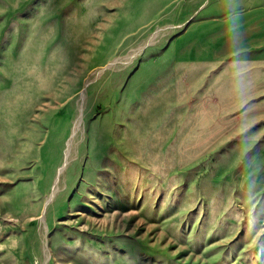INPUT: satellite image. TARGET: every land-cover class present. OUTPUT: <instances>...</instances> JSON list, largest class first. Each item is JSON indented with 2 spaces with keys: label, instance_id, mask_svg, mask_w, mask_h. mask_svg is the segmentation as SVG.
<instances>
[{
  "label": "rangeland",
  "instance_id": "374dc122",
  "mask_svg": "<svg viewBox=\"0 0 264 264\" xmlns=\"http://www.w3.org/2000/svg\"><path fill=\"white\" fill-rule=\"evenodd\" d=\"M0 264H264V0H0Z\"/></svg>",
  "mask_w": 264,
  "mask_h": 264
},
{
  "label": "bare ground",
  "instance_id": "6f19581e",
  "mask_svg": "<svg viewBox=\"0 0 264 264\" xmlns=\"http://www.w3.org/2000/svg\"><path fill=\"white\" fill-rule=\"evenodd\" d=\"M48 200H50V199H48Z\"/></svg>",
  "mask_w": 264,
  "mask_h": 264
}]
</instances>
